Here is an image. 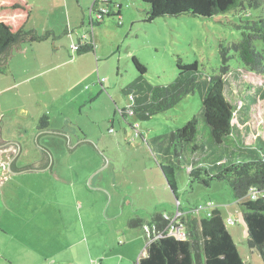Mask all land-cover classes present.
<instances>
[{"label": "rangeland", "instance_id": "rangeland-1", "mask_svg": "<svg viewBox=\"0 0 264 264\" xmlns=\"http://www.w3.org/2000/svg\"><path fill=\"white\" fill-rule=\"evenodd\" d=\"M27 1L32 11L24 30L50 35L12 47L0 72V125L20 138L47 116L51 128L64 129L74 144L92 141L108 165L100 169L103 159L88 144L69 153L64 139L43 136L40 144L55 162L52 173L14 175L0 189V264H136L145 253L144 233L138 230L129 246L116 230L130 231V219L151 217L155 208L175 211L177 200L184 209L211 201L245 263L264 264L258 251L248 247L242 208L230 186L217 179L205 185L201 180L208 177L197 170L203 167L196 165L197 159L193 166L183 165L191 145H185L180 165L177 160L158 162L154 155L153 138L166 145L171 131L198 116L197 143L226 160V144L213 141L200 115V94H188L169 110L139 120L127 114L130 100L122 93L137 76L132 56L145 66L151 84L172 82L177 59L197 62L204 74H218L221 47H230L229 56L235 54L231 46L240 36L233 23L239 12L212 17L183 13L148 21L149 5L143 0H110L120 5V21L107 17L90 25L95 0ZM81 38L93 40L94 52L76 53ZM228 61L221 75L224 95L234 107V138L246 145L257 137L264 141V100L259 98L264 75L247 69L237 55ZM32 147L33 155L29 152L23 160L35 158L38 149ZM161 164L170 166L167 176L175 189ZM192 170L196 172L190 174ZM94 173L98 176L92 183Z\"/></svg>", "mask_w": 264, "mask_h": 264}, {"label": "trees", "instance_id": "trees-1", "mask_svg": "<svg viewBox=\"0 0 264 264\" xmlns=\"http://www.w3.org/2000/svg\"><path fill=\"white\" fill-rule=\"evenodd\" d=\"M143 1L149 5L148 21L183 13L200 17L237 11L240 14L238 21L233 23V28L240 36L239 41L231 46L235 54L229 56L230 47H221L222 64L218 74H204L198 69L197 62L182 63L177 59V74L172 82L151 84L144 76L145 66L132 56L137 76L122 93L131 97L127 114L131 111L129 115L136 116L139 120H148L157 113L169 110L188 94H200V115L208 124L213 141L219 146L226 144L225 149L230 151L226 160L197 143L198 116H193L171 131L166 138V145L159 141L158 137L153 138L154 155L158 162L175 163L177 160L180 165L179 159H184L185 145H191L189 156L183 165L193 166V160L197 159L203 162L196 164L198 167L203 166L197 170L203 171L208 177L201 180L205 185H208L211 179H217L230 186L236 202L242 208L248 247L258 251L264 263V141L257 137L246 145L234 138V107L224 95V81L221 75L229 66L228 60L235 55L247 69L264 75V0ZM253 9L256 14L251 12ZM31 11L32 7L27 0H0V72L6 69L12 47L22 42H40L50 35V32L39 35L34 30H24ZM120 14V5L116 6L110 0H95L90 9V25H99L107 17H116L119 22ZM76 45L74 50L78 55L94 52L92 39L81 38ZM259 98L264 100V85L259 92ZM125 115L122 111V116ZM49 128V119L43 116L38 120L34 131ZM230 146L234 148L231 149ZM44 150L49 152L46 148ZM163 171L166 176L169 174L164 168ZM195 172L196 170H192L190 174ZM168 184L171 189H175L169 178ZM177 202L176 210L181 215L174 222L182 226L185 238H177L166 231L156 235V231L163 230L169 222L163 217L164 213H153L150 222L144 225L140 218L129 220L128 225L132 228L143 225L147 237L145 253L139 256L136 264H246L227 229L225 219L211 201L203 206L188 209L182 208L179 200ZM201 210L205 213L204 216L200 215ZM175 211L165 214L172 217Z\"/></svg>", "mask_w": 264, "mask_h": 264}, {"label": "water", "instance_id": "water-1", "mask_svg": "<svg viewBox=\"0 0 264 264\" xmlns=\"http://www.w3.org/2000/svg\"><path fill=\"white\" fill-rule=\"evenodd\" d=\"M49 133L54 134L53 136L61 137L64 139V145L69 153H72L76 147L82 144H88L92 146L98 154L103 159V164L100 167L103 168L107 161L104 156L100 153L94 143L90 140H81L74 144L72 147H68L67 142L68 138L67 135L62 133L60 130L54 129H46L42 131H37L36 134L33 136V143L37 146L41 153V160L20 169H15L13 166V161L16 158L17 154L19 153L20 146L15 141H8L3 142L0 140V184H2L5 180L11 177L13 174H20L25 172H45L48 171L51 173V168L53 164L52 155L50 152H46L44 150L45 147L38 143V138L43 135H50Z\"/></svg>", "mask_w": 264, "mask_h": 264}, {"label": "crops", "instance_id": "crops-1", "mask_svg": "<svg viewBox=\"0 0 264 264\" xmlns=\"http://www.w3.org/2000/svg\"><path fill=\"white\" fill-rule=\"evenodd\" d=\"M49 129H53V128H49ZM54 130H60L62 133H64V134H66L67 135V138H68V147H72L73 145H74V143H73V139H71V136L64 130V129H54ZM12 132H13V130H12ZM36 132L37 131H34L33 130V132L32 133H25L24 134V136H21L20 138H16V137H13L12 135H10L9 134V132H8V130L7 131H4V129L1 127V125H0V140H2L3 142H8V141H15V142H17L18 144H19V146H20V150H19V153L17 154V156H16V158L14 159V161H13V166H14V168L15 169H20V168H22V167H25V166H27V165H30V164H32V163H35V162H37V161H40L41 160V153H40V150H39V148L37 147V153H36V156H35V158L34 159H31V161L29 162V161H27V160H23V158L22 157H24L25 155H30V153H31V155H33V152H32V150H30V147H32L33 145H34V143H33V136L36 134ZM43 136H47V135H43ZM43 136H41V137H39L38 138V143L40 144V140H41V138L43 137ZM51 136H53V135H51ZM61 138V137H60ZM63 139V138H62ZM41 145V144H40ZM80 146V145H79ZM36 147V146H35ZM33 148V147H32ZM77 148V147H76ZM76 148L74 149V151L76 150ZM47 149V148H46ZM73 151V152H74ZM30 152V153H29ZM109 163H111L112 162V160L109 158ZM101 159H99V166H100V164H101ZM107 165H108V161H107ZM162 165V164H161ZM187 165V164H186ZM163 166V168L168 172V173H171V168L169 169L168 167H170V166H167V165H162ZM185 166V165H184ZM54 167H55V162H54V160H53V164H52V168H51V173H52V171H53V169H54ZM186 168L188 167V166H185ZM99 171V170H98ZM26 173H37V172H25V173H20V174H13L11 177H9L7 180H5L2 184H0V189L2 188V187H4L5 185H6V183H7V181H9L12 177H14V175H21V174H26ZM38 173H40V172H38ZM89 174V173H88ZM90 175V174H89ZM88 175V176H89ZM96 176H98V173H94L92 176H91V181L90 182H92L93 183V178L95 177L96 178ZM91 184V183H90ZM114 184V183H113ZM115 185V184H114ZM94 188H97V187H94ZM106 188V191H109L110 189L108 188V187H105ZM98 189H100L101 190V188H98ZM103 190V189H102ZM105 191V192H106ZM109 197H110V201H109V204L111 203V201H112V193H110V195H109ZM109 204H108V206H107V208L109 207ZM173 209H174V207H173ZM173 209L171 208L170 210H165V209H161L160 211H158V210H156V208H155V210L152 212V214L153 213H171L172 211H173ZM151 214V215H152ZM137 218H140L142 221H143V225L145 224V223H149L150 222V218L151 217H149V216H142V217H137ZM143 225L142 226H139V229H137V230H135V229H132L131 227H130V231H128V232H126L124 229H122V228H118L117 230H116V232L117 233H121L123 236H126L127 237V244L129 245V246H133V244H135V240H136V236L140 233L138 230H140V231H142L143 233H144V235H145V238L147 239V237H146V233H145V230H144V228H143ZM128 226V225H127ZM132 229V230H131ZM143 252H141V254H142ZM140 254V255H141ZM139 255V256H140ZM139 256H138V258H139Z\"/></svg>", "mask_w": 264, "mask_h": 264}, {"label": "built area", "instance_id": "built-area-1", "mask_svg": "<svg viewBox=\"0 0 264 264\" xmlns=\"http://www.w3.org/2000/svg\"><path fill=\"white\" fill-rule=\"evenodd\" d=\"M77 45L74 46V48ZM131 99V97H129V100ZM132 112L129 111V114H131ZM178 204V202H177ZM181 215V213L176 210L174 215L172 217L167 216L165 213L163 214V217L167 220L168 219V223L165 226V228L163 230H157L156 231V235L159 236L161 235L164 231H166L169 234L175 235L177 238H185V234L183 231V228L181 225H176L174 221L178 220L179 216ZM229 220L232 222V219L229 218ZM145 229L147 230V227H145ZM156 229V228H155Z\"/></svg>", "mask_w": 264, "mask_h": 264}]
</instances>
